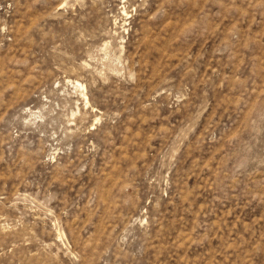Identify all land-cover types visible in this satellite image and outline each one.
Instances as JSON below:
<instances>
[{
  "label": "rangeland",
  "instance_id": "374dc122",
  "mask_svg": "<svg viewBox=\"0 0 264 264\" xmlns=\"http://www.w3.org/2000/svg\"><path fill=\"white\" fill-rule=\"evenodd\" d=\"M0 264H264V0H0Z\"/></svg>",
  "mask_w": 264,
  "mask_h": 264
},
{
  "label": "bare ground",
  "instance_id": "6f19581e",
  "mask_svg": "<svg viewBox=\"0 0 264 264\" xmlns=\"http://www.w3.org/2000/svg\"><path fill=\"white\" fill-rule=\"evenodd\" d=\"M77 85V84H76ZM82 85H80V87H81ZM83 90V89H82ZM86 97V96H85Z\"/></svg>",
  "mask_w": 264,
  "mask_h": 264
}]
</instances>
